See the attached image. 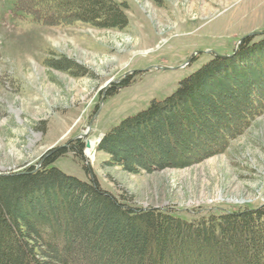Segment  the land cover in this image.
<instances>
[{
  "label": "rangeland",
  "instance_id": "374dc122",
  "mask_svg": "<svg viewBox=\"0 0 264 264\" xmlns=\"http://www.w3.org/2000/svg\"><path fill=\"white\" fill-rule=\"evenodd\" d=\"M114 1L128 16L121 29L47 26L16 0H0V173L38 168L66 147L49 166L93 176L132 205L187 221L264 205V113L224 151L185 164L149 172L129 164L128 171L98 150L121 120L171 95L214 56L232 55L241 39L264 33V0Z\"/></svg>",
  "mask_w": 264,
  "mask_h": 264
},
{
  "label": "trees",
  "instance_id": "16d2710c",
  "mask_svg": "<svg viewBox=\"0 0 264 264\" xmlns=\"http://www.w3.org/2000/svg\"><path fill=\"white\" fill-rule=\"evenodd\" d=\"M16 7L47 26L128 24L114 0H16ZM263 113L264 33L121 120L98 150L128 171L185 164L224 151ZM67 151L56 149L38 168L0 173V264H264V205L187 221L132 205L93 176L85 181L49 166Z\"/></svg>",
  "mask_w": 264,
  "mask_h": 264
},
{
  "label": "bare ground",
  "instance_id": "6f19581e",
  "mask_svg": "<svg viewBox=\"0 0 264 264\" xmlns=\"http://www.w3.org/2000/svg\"><path fill=\"white\" fill-rule=\"evenodd\" d=\"M208 6H210L209 4H207ZM95 142V141H94ZM93 142H91V144H90V146H89V150L87 151V152H89L90 151V149H91V147L93 146ZM93 149V148H92Z\"/></svg>",
  "mask_w": 264,
  "mask_h": 264
},
{
  "label": "water",
  "instance_id": "95a60500",
  "mask_svg": "<svg viewBox=\"0 0 264 264\" xmlns=\"http://www.w3.org/2000/svg\"><path fill=\"white\" fill-rule=\"evenodd\" d=\"M256 34H257V33H253V34H251L250 36H252V35H254V36H255ZM241 40H243V39H241ZM87 146L89 147V146H90V144L88 143V144H87Z\"/></svg>",
  "mask_w": 264,
  "mask_h": 264
},
{
  "label": "built area",
  "instance_id": "2783aa9c",
  "mask_svg": "<svg viewBox=\"0 0 264 264\" xmlns=\"http://www.w3.org/2000/svg\"><path fill=\"white\" fill-rule=\"evenodd\" d=\"M244 203H246L247 201H243Z\"/></svg>",
  "mask_w": 264,
  "mask_h": 264
}]
</instances>
